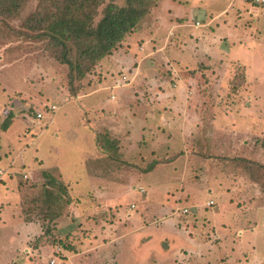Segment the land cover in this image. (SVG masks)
<instances>
[{"label":"rangeland","instance_id":"374dc122","mask_svg":"<svg viewBox=\"0 0 264 264\" xmlns=\"http://www.w3.org/2000/svg\"><path fill=\"white\" fill-rule=\"evenodd\" d=\"M37 2L0 18V126L12 115L0 127V264H151L160 254L156 264H264V1L158 0L151 25L132 39L152 31L148 55L144 47L135 59L136 42H121L74 82L47 38L21 33ZM234 25L251 33L241 61ZM110 90L118 100L108 108ZM156 92L192 97L195 108L171 107L164 119L132 112ZM148 125L169 142L168 161L151 168ZM91 130L100 145L116 138V154L93 147ZM50 166L69 180L71 196L53 226L30 203ZM97 169L101 197L88 173ZM200 244L204 251L194 250Z\"/></svg>","mask_w":264,"mask_h":264},{"label":"trees","instance_id":"16d2710c","mask_svg":"<svg viewBox=\"0 0 264 264\" xmlns=\"http://www.w3.org/2000/svg\"><path fill=\"white\" fill-rule=\"evenodd\" d=\"M28 1L0 0V18L17 17ZM156 1L38 0L35 9L21 21L25 31L21 33L47 38L58 61L67 65L70 80L79 81L99 60L112 53L126 36L134 32L138 22L151 12ZM101 6V16L95 22ZM11 117L9 112L0 126L1 130H7ZM100 141L101 147L116 154L115 139L102 136ZM54 174L51 170L41 171L45 180L44 188L30 200V203L41 205L43 212H37V220L44 222L42 217H46L52 226L61 216L63 207L71 202L69 184L58 172L57 178Z\"/></svg>","mask_w":264,"mask_h":264},{"label":"crops","instance_id":"0c3cea01","mask_svg":"<svg viewBox=\"0 0 264 264\" xmlns=\"http://www.w3.org/2000/svg\"><path fill=\"white\" fill-rule=\"evenodd\" d=\"M158 1V0H157ZM157 1H156V5H157ZM155 5V6H156ZM155 6L152 8L151 12L148 14V16H146L140 23V25L138 26L137 29L134 30V32H132L130 35L126 36V39L123 41V43L125 41H129L131 42L132 44L134 42H136L134 44V50L136 51V57L135 59H139L141 56L144 55L143 51L145 50L144 47L147 49V52H145L146 55H148V53L151 51V47H152V43H154L155 45V42L154 40L152 39V31L149 33V36L146 34L144 37H138L137 39H135L134 41L132 39L135 38V36H140V34H143L145 31H147L148 27L151 25V21L152 19L154 18V15H155ZM254 6L256 5H252V8L250 10V13H253L254 14V17H258V9L254 8ZM261 11H259L260 13ZM262 14V12H261ZM200 19V18H199ZM178 25H180V22L178 23ZM181 26V25H180ZM193 27L196 29L198 26H194ZM234 27L236 28V31H231V34L229 35V32H228V35L229 37L231 38V43H232V46L237 48V53L236 55L234 56V58L236 60H240V58H242V56L239 54L241 53H244L246 52L243 47L245 45V43L250 42V37H251V33L248 32V31H243V30H238L236 25H234ZM158 27H156L154 30L156 31ZM153 30V31H154ZM178 32L180 30H177ZM184 33L182 32V35ZM244 37L246 39L241 41V38ZM140 44V45H139ZM139 45V46H138ZM141 45H143L142 47H140ZM156 46V45H155ZM158 47V46H157ZM242 47V48H241ZM242 49V50H240ZM159 50V48H158ZM146 51V50H145ZM170 51V50H169ZM174 53V52H172ZM170 55V53H169ZM165 58V57H164ZM241 61V60H240ZM239 62V61H238ZM135 72H137V67L134 68ZM124 74V73H122ZM126 75V74H125ZM121 76V75H120ZM129 79L130 77L128 75H126ZM121 80V79H120ZM150 83H152V81H150ZM123 84V83H121ZM120 83L119 84H112V88H118L120 87L121 85ZM125 84V83H124ZM127 84V83H126ZM119 85V86H118ZM155 99L156 100H151L153 98H149L147 101H144L142 102L143 99H140L141 102L138 103L136 106H135V110H132L133 113H137L139 111H141L142 113H146L147 115H152V116H158L159 118L161 119H164L165 117L168 116L167 113H165V111L167 110L169 112V110L171 109V107H181L182 109L184 107L186 108H190V109H194L195 108V105L193 106V98L192 97H185V96H182V97H173L174 95L172 96H169L163 92H156L155 93ZM108 98L107 99V102L109 103V106L108 108H110V105L113 106L116 104V100H118V95L117 94H113V91H109L108 92ZM125 97H128L127 95ZM134 97V96H133ZM114 101V102H113ZM181 101V102H180ZM100 102H102L101 99H98V100H95L92 105H89L87 108H92V112H94V107L96 106V103L100 104ZM150 102H152V104H150ZM171 102H174V105L171 103ZM180 102V103H179ZM183 103V104H182ZM193 106V107H192ZM147 107V108H146ZM153 107V108H152ZM192 107V108H191ZM154 108H156L157 110H153ZM114 110V109H113ZM144 121H147V123L150 121V118L149 117H146L144 119ZM146 123V124H147ZM258 127V126H257ZM259 128V127H258ZM140 129V128H139ZM250 130L251 131H259L258 129H255V127H250ZM143 131H146V129H144ZM160 131H162V128H160ZM90 132V131H89ZM147 136H148V139H149V142L150 144L148 145L149 147V151H151V156L153 157L150 161H149V168L153 167V166H157L159 165L160 163H164L166 161H168V158H166V156H163L164 155V152H165V148L166 146H168V139L166 137H164L163 134H160L158 135L157 132L158 131H154V129H150L149 128V125L147 127ZM260 132V131H259ZM166 133V132H165ZM90 134L92 135V138H93V147L97 148L98 150H102V151H105L106 153L108 152L106 149H104V147H101V145L98 144V142L96 141V133H94V131L91 130ZM114 134V133H113ZM113 139V138H112ZM115 140L117 141V145H119V142L118 140L115 138ZM163 151V152H162ZM154 152H157L159 154V156H155ZM99 153V152H98ZM109 153V152H108ZM149 153V154H150ZM99 155H102L99 153ZM182 155V154H181ZM181 155H178V156H181ZM203 155V154H201ZM161 157V158H160ZM174 157H177V156H174ZM196 160H199V159H202V157H196L195 158ZM205 159V158H203ZM157 160V161H156ZM147 168V169H149ZM42 170H51V171H57L59 174H60V177L62 179H64L65 181H67V183L69 182V180L65 179L62 172L60 171V169L58 170V168L56 166H50V167H43L41 168V171ZM98 171V169H97ZM89 173V178H90V182L92 183L91 186H92V191L94 192L95 195H97V197H101V194H103V192H105V190L107 189V187L104 185V181H105V178L102 177L103 175H101V171H98L97 173H94V174H91V170L88 172ZM101 175V176H100ZM69 184V183H68ZM139 192H144V189L141 188V190H139ZM70 193V192H69ZM209 202V201H208ZM102 202L99 203L98 206H101ZM162 206V205H161ZM207 206H210V205H207ZM98 208V207H97ZM130 208H134V205L133 207L130 206ZM95 212V211H94ZM171 212L169 211V208L167 209H164V212L162 214H160V217H161V225L162 224H165L164 223V218H166L168 215H170ZM100 221V220H99ZM127 222H129V224L131 223V225L133 226L135 222H138L139 223V217L138 216H135L134 218H132L130 221L128 220ZM223 225H225L223 223ZM153 226V225H151ZM155 226H158L159 225H155ZM99 227H100V222H99ZM131 228H135V227H131ZM176 229V227H174ZM210 230H213L215 231L216 233L218 232V230H215L214 228L210 227L209 228ZM178 231V230H177ZM152 238V236H151ZM211 240V239H210ZM141 242H139V245L142 244V243H145L148 242L147 240H140ZM210 243V242H209ZM146 244V243H145ZM167 245V244H166ZM169 245V244H168ZM187 245H191L189 243H187ZM205 244H200L197 246V248H195L194 250L196 249H199L200 248V252L201 251H204V248H205ZM161 256L159 258H155V259H152L151 261V264H156V260L158 259H162L161 257H165L167 255H164V254H160ZM168 260L171 261V258L167 257ZM171 264V262H170Z\"/></svg>","mask_w":264,"mask_h":264},{"label":"built area","instance_id":"2783aa9c","mask_svg":"<svg viewBox=\"0 0 264 264\" xmlns=\"http://www.w3.org/2000/svg\"><path fill=\"white\" fill-rule=\"evenodd\" d=\"M256 2H261V1H264V0H255ZM196 24H199V21H197L196 22ZM120 79H121V81L123 82V83H127L128 81H129V78L125 75V74H121V76H120ZM120 84H121V82H120ZM51 109H54V106H51ZM37 117L38 118H40L41 116H42V114L40 113V112H37ZM2 172L0 171V174H1ZM212 204V201H209L208 203H207V205H211ZM132 207H133V205H131ZM183 212H187V209H183ZM49 263L50 264H57L56 263V261H55V259H51L50 261H49Z\"/></svg>","mask_w":264,"mask_h":264}]
</instances>
